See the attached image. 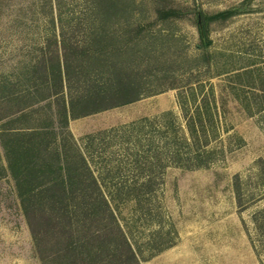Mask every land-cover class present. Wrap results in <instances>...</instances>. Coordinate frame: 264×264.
I'll return each mask as SVG.
<instances>
[{
	"label": "rangeland",
	"instance_id": "rangeland-1",
	"mask_svg": "<svg viewBox=\"0 0 264 264\" xmlns=\"http://www.w3.org/2000/svg\"><path fill=\"white\" fill-rule=\"evenodd\" d=\"M124 1L134 12L103 18L94 15V0H0V264H59L36 253L2 145L9 133L2 129L42 118L55 129L50 147L61 157L65 150L79 162L75 147L83 154L141 250L138 264H264L254 223L264 207V0ZM97 29L119 36L140 29L138 47L152 46L156 55L137 67L157 69L146 74L148 92L137 99L64 127L51 98L35 100L34 69L42 55L60 52L61 37L79 46ZM178 61L181 69L161 66ZM26 91L33 95L27 106L11 113L14 93ZM204 95L213 114L201 147L208 155L187 167L175 162L177 147H166L171 132L164 130L170 123L186 135L184 112Z\"/></svg>",
	"mask_w": 264,
	"mask_h": 264
},
{
	"label": "trees",
	"instance_id": "trees-1",
	"mask_svg": "<svg viewBox=\"0 0 264 264\" xmlns=\"http://www.w3.org/2000/svg\"><path fill=\"white\" fill-rule=\"evenodd\" d=\"M91 7L95 16L103 18L135 10L134 5H127L124 0H94ZM115 34L113 29L91 30L88 39L79 46L61 37L60 52L42 55L34 69L35 100L51 98L55 105L53 113L64 127L69 118L126 103L148 92L143 79L152 66L157 67L145 63L140 68L137 64L155 57L153 47H144V51L138 47L142 38L140 29L129 36ZM204 35L203 25L201 36ZM183 65V61H178L176 65L171 62L161 66L164 71H172ZM190 94L193 97L195 92ZM30 96L33 97L29 91L15 92L11 100L17 108H11V113L23 110ZM209 103V97L201 96L188 115L184 112L186 135L178 134L174 125L166 124L164 131L171 132L164 135L166 147H177L173 153L175 162L187 167L206 163L204 156L208 154L201 147L210 136L206 127V122L211 127L213 116ZM26 116V112L18 115ZM50 123L42 118L35 125L8 126L1 131L2 135L9 132L2 139L6 167L14 179L39 259L51 257L59 260V264H94L104 260V264H138L141 250L133 246L119 222L115 205L101 189L78 147L75 148L79 151V162L73 160L72 153L62 150L61 157L58 147H50L56 133ZM184 147L187 153L182 154ZM233 186L241 205L238 175ZM254 223L264 242V207L254 215Z\"/></svg>",
	"mask_w": 264,
	"mask_h": 264
},
{
	"label": "crops",
	"instance_id": "crops-1",
	"mask_svg": "<svg viewBox=\"0 0 264 264\" xmlns=\"http://www.w3.org/2000/svg\"><path fill=\"white\" fill-rule=\"evenodd\" d=\"M69 119H71V118H69ZM69 119H68V120H69Z\"/></svg>",
	"mask_w": 264,
	"mask_h": 264
}]
</instances>
